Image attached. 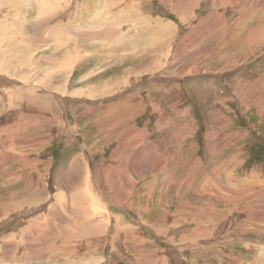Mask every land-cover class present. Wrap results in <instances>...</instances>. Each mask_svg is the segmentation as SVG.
I'll return each instance as SVG.
<instances>
[{
	"label": "rangeland",
	"instance_id": "rangeland-1",
	"mask_svg": "<svg viewBox=\"0 0 264 264\" xmlns=\"http://www.w3.org/2000/svg\"><path fill=\"white\" fill-rule=\"evenodd\" d=\"M23 2L0 42V264H264V0Z\"/></svg>",
	"mask_w": 264,
	"mask_h": 264
},
{
	"label": "bare ground",
	"instance_id": "bare-ground-1",
	"mask_svg": "<svg viewBox=\"0 0 264 264\" xmlns=\"http://www.w3.org/2000/svg\"><path fill=\"white\" fill-rule=\"evenodd\" d=\"M7 1L8 0H4L2 3H1V5L3 4V3H5L6 5H7V7H6V9L5 8H1L0 9V42L1 43H10V44H12V41L14 42V40H13V36L14 35H18V33H19V25L22 23V22H19L18 21V23H17V25L16 26H11V27H15L14 29L13 28H11L10 27V25L12 24V22H14L13 20H14V18L12 19V17H11V12H12V10L14 11V12H16V9H18L19 10V6H17V3H18V1H19V3L21 4V6H22V9L21 10H19V12L21 11V13L22 14H26V12H24V10L26 11L27 9H28V7L26 6V4H24V2L23 1H27V0H13L14 2V4L13 5H11V7L9 6L10 4H9V2L7 3ZM30 1H33L34 3H37L40 7H43V11L41 12H38V14L39 15H41V16H43V14L47 11L48 13H49V11L51 10L52 11V9L51 8H56V7H59V9H63L65 6H68L69 7V5L71 4V2H72V0H56V4H54V6L53 5H51L47 0H30ZM1 2V1H0ZM162 2V1H161ZM29 4V3H28ZM5 5V6H6ZM2 7H3V5H2ZM97 8V7H96ZM99 8V7H98ZM109 9V8H108ZM54 10V9H53ZM93 11H95V9L93 10ZM44 12V13H43ZM85 12V11H84ZM52 13H54L53 11H52ZM86 13V12H85ZM84 13V14H85ZM91 13V12H90ZM15 15V14H14ZM49 15H50V13H49ZM91 16H92V14H90ZM49 17V16H48ZM24 18V17H23ZM39 18V17H38ZM99 18V17H98ZM45 19V18H44ZM55 19V18H54ZM40 20V19H39ZM88 21V20H87ZM9 23H11V24H9ZM40 23V22H39ZM89 24V23H88ZM69 26V25H68ZM86 26H87V24H86ZM10 27V28H9ZM21 28H24L23 26L21 27ZM26 28V27H25ZM233 28V27H232ZM157 29V28H156ZM21 30H23V29H21ZM25 30V29H24ZM23 30V31H24ZM86 30V29H85ZM48 32V31H47ZM59 34V33H58ZM50 36V35H49ZM46 37V36H45ZM70 37V36H69ZM47 38V37H46ZM45 38V39H46ZM7 39L9 40V41H7ZM12 39V40H11ZM58 39H59V37H58ZM41 40V39H40ZM15 41H17V40H15ZM45 41V40H44ZM42 42V41H41ZM67 42V41H66ZM0 43V44H1ZM57 43V42H56ZM70 43H71V40H70ZM9 44V45H10ZM220 44V43H219ZM67 45V44H66ZM73 45V44H72ZM56 46H59V45H56ZM61 47H63V46H61ZM59 48V47H58ZM5 50V49H4ZM7 50H8V48H7ZM6 50V51H7ZM67 50V49H66ZM70 50V49H69ZM68 50V52L70 53V51ZM181 50V49H180ZM76 52V51H75ZM179 52V51H178ZM3 53V52H2ZM73 53H74V51H73ZM180 53V52H179ZM183 54V53H182ZM185 54V53H184ZM3 55V54H2ZM77 55V54H76ZM71 56V55H70ZM185 56H186V54H185ZM66 59V58H65ZM73 59V58H72ZM69 60V59H68ZM63 61V60H62ZM61 61V62H62ZM64 62V61H63ZM62 62V63H63ZM68 64V63H67ZM72 65V64H71ZM59 67V66H58ZM61 67L63 68V67H65V64H62L61 65ZM61 68V69H62ZM60 70V69H59ZM1 75V74H0ZM5 75V74H4ZM77 163V162H76ZM231 178V177H230ZM83 184V183H82ZM240 184V183H239ZM79 185H81V184H78V186ZM77 186V184H76V186H75V188L76 187H78ZM90 187V184L89 183H87L86 182V185H85V189H83L82 191H81V193L79 194V195H81V196H79L78 195V193H75L74 194V196L72 197V199H73V201H75L77 204L79 203V205H78V207H80V213L82 214V216L81 217H83L82 218V220L83 219H85L84 220V222L86 223V225L88 226V224H90V222H89V217H90V215H91V213H92V209L93 208H95V207H93L92 206V203L96 200V198L94 197V196H91L90 194H89V191H88V189L87 188H89ZM235 187V186H234ZM223 188V187H222ZM78 189V188H77ZM226 191H227V189H225ZM79 191V190H78ZM75 192V191H74ZM93 192V191H92ZM213 192V191H212ZM229 192H231V191H229ZM72 193V192H71ZM241 194V193H240ZM94 195V194H93ZM59 196V195H58ZM88 199V200H87ZM80 201V202H79ZM81 203V204H80ZM57 208H58V206H57V204L55 205ZM104 205H101V207L102 208H100L97 212H98V215L99 216H101L102 218H104L105 216L106 217H110V214H109V212L103 207ZM78 207H76V208H78ZM75 208V209H76ZM96 208H98V207H96ZM56 209V208H55ZM95 210V209H94ZM78 211V210H77ZM79 212V211H78ZM76 214V213H75ZM78 214V213H77ZM80 214V215H81ZM46 216V215H45ZM77 217V216H76ZM75 217V218H76ZM80 217V218H81ZM78 218V217H77ZM79 219V218H78ZM72 220V219H71ZM107 221V220H106ZM79 223V222H78ZM77 224V223H76ZM75 224V225H76ZM92 224H93V221H92ZM27 225V224H26ZM33 225V224H32ZM68 225V224H67ZM66 225V226H67ZM75 225H72V226H75ZM82 225V224H81ZM71 226V225H70ZM85 226V225H84ZM80 227V226H79ZM89 227V226H88ZM82 228V227H81ZM85 228V227H84ZM69 229V228H68ZM36 232V235H39V232H37V231H35ZM77 232V231H76ZM88 232H89V230H88ZM98 232V231H97ZM85 233H86V231H85ZM25 239V238H24ZM30 244H31V242H29ZM29 243H27V244H29ZM8 252V251H7Z\"/></svg>",
	"mask_w": 264,
	"mask_h": 264
}]
</instances>
